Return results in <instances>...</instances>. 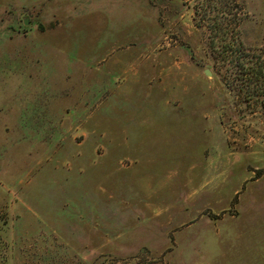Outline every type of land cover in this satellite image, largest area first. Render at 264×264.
<instances>
[{
	"label": "rangeland",
	"instance_id": "obj_1",
	"mask_svg": "<svg viewBox=\"0 0 264 264\" xmlns=\"http://www.w3.org/2000/svg\"><path fill=\"white\" fill-rule=\"evenodd\" d=\"M259 66L264 0H0V264H264Z\"/></svg>",
	"mask_w": 264,
	"mask_h": 264
},
{
	"label": "trees",
	"instance_id": "obj_2",
	"mask_svg": "<svg viewBox=\"0 0 264 264\" xmlns=\"http://www.w3.org/2000/svg\"><path fill=\"white\" fill-rule=\"evenodd\" d=\"M229 6V5H228ZM229 9H225L224 11H217L214 15V18L210 19L209 21L213 22L211 25V31L214 32V37L219 41L221 44V52L224 55H240L242 56V51L239 47H236V42L234 41L235 38H238V30L235 27H230L232 22L236 21V16L230 17L231 13L228 11ZM232 26V25H231ZM213 37V39H215ZM214 41L212 44H214ZM216 44V43H215ZM240 58V57H238ZM248 62V61H247ZM245 64L241 65V67H245ZM242 68V69H243ZM246 73L249 75L250 72L255 78H264V72L261 66L258 69H248L246 68ZM248 75L245 78H248Z\"/></svg>",
	"mask_w": 264,
	"mask_h": 264
},
{
	"label": "water",
	"instance_id": "obj_3",
	"mask_svg": "<svg viewBox=\"0 0 264 264\" xmlns=\"http://www.w3.org/2000/svg\"><path fill=\"white\" fill-rule=\"evenodd\" d=\"M205 72H206V75H207V76H210V75H211V73H210L209 70H206Z\"/></svg>",
	"mask_w": 264,
	"mask_h": 264
}]
</instances>
